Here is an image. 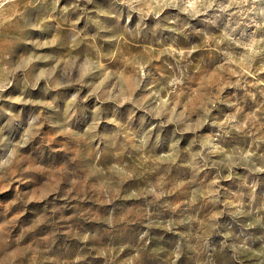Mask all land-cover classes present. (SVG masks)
Returning <instances> with one entry per match:
<instances>
[{
  "label": "rangeland",
  "instance_id": "obj_1",
  "mask_svg": "<svg viewBox=\"0 0 264 264\" xmlns=\"http://www.w3.org/2000/svg\"><path fill=\"white\" fill-rule=\"evenodd\" d=\"M0 264H264V0H0Z\"/></svg>",
  "mask_w": 264,
  "mask_h": 264
}]
</instances>
